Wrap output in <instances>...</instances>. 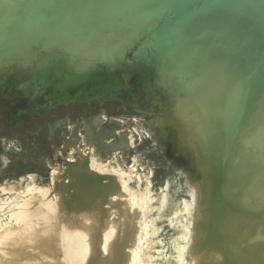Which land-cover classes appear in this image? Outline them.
Masks as SVG:
<instances>
[{
  "label": "rangeland",
  "instance_id": "rangeland-1",
  "mask_svg": "<svg viewBox=\"0 0 264 264\" xmlns=\"http://www.w3.org/2000/svg\"><path fill=\"white\" fill-rule=\"evenodd\" d=\"M56 1L54 5L50 0L36 2L33 9L38 15L36 23L24 25L12 37L15 47L12 48L16 51L12 49L14 52L0 58V264H9L11 258L22 257L23 261L35 258L39 248L34 245L43 239L62 241L65 233L55 220L56 209L65 215H84L83 212H97L100 204L104 208L114 207L104 215L98 232L96 247L102 257L118 241L115 244L129 257L125 264H240L243 260V264L250 263L251 258L247 257V262L245 256L234 262L228 260L227 251L219 248L221 244L201 237L215 206L206 204L201 188L205 160L202 156L205 158L210 150L208 138L197 132L196 117L201 120L207 109L198 116L194 113L192 95L184 90V85L196 54L182 55L181 51L194 44L188 33L192 35L195 31L207 39H201L202 42L214 43L213 48L221 44L231 50L261 49L264 0ZM12 19L8 18L7 24ZM199 22L203 26L198 24L197 29ZM141 33L145 37L137 51L134 53L137 45L134 42L121 58L123 47ZM186 38L189 39L184 42ZM71 44L75 46L71 48ZM196 44L202 43L194 44L198 48L200 45ZM167 54L172 55L170 63ZM134 65L144 69L136 70ZM79 74L80 79L76 78ZM263 96L250 111L239 145L245 157L257 156L258 162L264 160V149L256 142L262 138L261 133L264 136ZM52 123H56L54 133ZM78 161L85 162L90 176L95 174L106 190L104 197L82 195L76 189L71 174ZM110 180L119 184L120 189L108 186ZM122 201L132 212L127 217L129 227L123 224L125 217L117 209ZM259 213L260 230L254 232L253 221H248L241 236L247 240V244L244 242L247 247L252 240L255 242L254 249L252 244L246 247L248 252H252L250 248L254 250L252 253L256 251L251 261L264 264V211ZM81 219L87 224L88 220ZM52 223L55 229L60 228L56 230L58 233L50 230ZM106 228L114 232L109 229V233ZM107 233L113 238L109 239ZM20 234L23 235L20 242L7 241V237ZM86 234L79 231L77 236ZM16 247L23 251H15ZM207 251H215L217 255L209 257Z\"/></svg>",
  "mask_w": 264,
  "mask_h": 264
},
{
  "label": "bare ground",
  "instance_id": "bare-ground-1",
  "mask_svg": "<svg viewBox=\"0 0 264 264\" xmlns=\"http://www.w3.org/2000/svg\"><path fill=\"white\" fill-rule=\"evenodd\" d=\"M37 1L38 0H25L22 3V0H0V58L3 55L7 56L10 54V52L12 53V52L16 51V49L14 50L12 48V47H14L12 37L17 35L20 32V30L23 28L24 25L31 26V25L36 23V18L38 17V15H37V11H35L33 9H34V5L36 4ZM64 1H67V0H64ZM56 2H57L56 0H50L51 5H54ZM71 3L73 4V2H71ZM79 4H80V2H79ZM161 4H162V2H161ZM103 5L105 6L106 4H103ZM131 5H133V4H131ZM131 5H129V6H131ZM224 5H226V4H224ZM98 6H99L98 8H100V5H98ZM118 6L119 5H117V7ZM226 6H228V5H226ZM249 7L251 8V6H249ZM94 8L93 9L91 8V9L95 10ZM92 10H91V12H89V14L92 13ZM68 11H69V9L67 10V12ZM148 11H150V10H148ZM62 12L66 13V11H62ZM121 12H122V9H121ZM73 13H71V15H73ZM94 13H95V11H94ZM60 15L61 16L58 18L59 20L63 16V14L61 13ZM71 15H69V16H71ZM144 16H142L141 18H143ZM228 16H230V15H228ZM12 17L14 20L16 19L17 22L14 23V20L12 19L13 22L10 21L11 23L9 22L10 24H7V21H8L7 19L12 18ZM153 17H154V15H153ZM205 18L206 17H204V20L207 21L208 19L207 18L205 19ZM214 18H215V16H214ZM214 18H213V21H214ZM202 19H203V17H202ZM59 20H57V21H59ZM140 21H143V20L141 19ZM60 22L61 21H59V23ZM200 22L197 23L196 26L198 24H200ZM202 22H203V20H202ZM83 23L86 24L85 22H83ZM236 23H238V22H236ZM200 25H202V24H200ZM208 25H209V23H208ZM194 26H195V23H194ZM198 26H197V29H198ZM239 26L245 27L244 24H243V26L242 25H239ZM256 26H258V25H256ZM204 27H206V26H204ZM189 32H191V31H189ZM262 32H264V30ZM201 34H202V36H200L199 31H195L194 33H192V35H189V33H188V36H191L192 41H194L193 42L194 44L198 43V42L202 43V44H196V45H200V46L199 47L197 46L198 48H195L194 44L191 43L189 46H185L181 51L182 55H187L191 52H194L193 53L194 55L196 54L194 56L196 62L193 65L194 67L192 68V70L190 72V77H189L187 83L184 85L186 88V89L184 88V90H187L186 92H189L192 95V96L190 95L192 97V99L190 96L189 97L192 101V107L195 111L194 113L197 115L199 112L202 113L201 111H204L207 109V112L204 111L205 114L204 113L202 114L203 119H204V115H206L207 119L205 118L203 120L201 117V120H200L199 117H196L197 132H198L200 137L208 138V140H207L208 145L207 146L209 147V150H210L208 152L210 154L207 153V155H205V158H204V156H202L203 160L205 159L204 160L205 162L203 161V163H202L204 176H203L201 188H202V192L204 194L203 198H204V201L206 202V204H208V205L214 204L215 206H214V209L212 212L210 224L206 228H204V226H203L202 230H204V231L201 230V232H202L201 235H203V232H204L205 234H207V238H204L205 234L201 237H203V240L206 239V241H208L211 238L210 239L211 242L213 241V243H216V241H217L218 242L217 245L221 244L219 246V248H224V251L225 252L227 251L226 253L224 251L222 252V249H219L218 246L216 244L215 245L219 250H221L222 254L223 253H225V255L228 254L227 255L228 260H231L234 262L235 260L236 261L240 260V259L242 260L245 257L246 258L248 257L249 259L251 258L250 263L248 262V258L245 259V261H247L248 264H252L251 262H254L253 264H255L254 260L251 261L255 257L254 255H255L256 251L254 253H252L254 250L251 249V248L254 249L255 242H254V240H252L250 243V240H249L248 243L252 244V247L250 246V244L247 247L246 246L247 240L246 239L244 240V237L241 236V230L244 228V225L246 223L249 224L248 221L249 222L253 221V223L251 224V227H252V229H254V232H256V230L258 228L259 229L257 231L260 230L261 221L258 220V217L260 214L259 212L264 211V160H262L263 162H258L257 161L258 159L256 160V157H257L256 155H255L256 156L255 158L252 157L253 155L245 157V155H244L242 149H240L239 145H240L242 138H244V136H245L244 135V129L245 128L247 129V127H245V126L247 124L250 111H251L253 105L255 103H257L258 99H260V96L262 97V95L264 94V43L261 46V49L259 47H254L253 48L254 50L252 52L245 50L246 48L245 49L233 48L231 50L230 48H225L221 44H219V46L221 45L222 48L221 47L218 48L219 46L217 44H216L217 47L213 48L211 46H213L214 43H210L212 45H208L209 43L207 44L206 42L201 41V39H202L201 37H203V33H201ZM252 34H254V33L252 32ZM19 35H21V34H19ZM225 36H227V34ZM20 38H22V37H20ZM189 38H186L184 42H186V40H188ZM223 39H224V37H223ZM197 40H198V42H195ZM202 40L206 41L207 39H202ZM211 40H214V39L211 38ZM210 41H208V42H210ZM184 42L182 44H185ZM212 42H214V41H212ZM244 42H247V41H244ZM182 44L180 46H182ZM236 44L237 43H235V45ZM241 45H242V43L239 45V47ZM248 45H250V44H248ZM29 47H30V45H29ZM98 47L99 46L97 45V48ZM26 48H27V46H26ZM97 48H96V46H94L93 50L96 51ZM99 51H101V49ZM178 51H180V50H178ZM171 54H173L172 60L174 61V52H172ZM175 54H176L175 56H177V54H179V53L175 52ZM169 56L170 55H168V57ZM168 57H167V59H168ZM170 57L168 59L169 63H170ZM177 57H176V59H177ZM3 59H5V57H3ZM161 59H163V57H161ZM190 59H191V57H189V60ZM192 59H193V56H192ZM163 62L164 61H162V63ZM175 64H176V62H175ZM162 65L160 66V64H159V66H160L159 68H162ZM189 66H191V64ZM188 69H190V67ZM182 71L184 73H186L184 71V69ZM259 106H260V104H259ZM262 107H260V108H262ZM259 113H260V111H259ZM261 113L264 116V111L262 112V110H261ZM262 115H261V117H262ZM199 116H201V115L199 114ZM259 118H260V116H259ZM202 120L203 121L206 120V123L202 122ZM253 121H251V122H253ZM55 124L56 123H52V125H51L52 133H54ZM253 124H254V122H253ZM262 132H264V122H263V131ZM247 133H248V131H247ZM251 133H253V132H251ZM258 133H259V131H258ZM261 134H260V137H262V138L256 140V142H258V145L264 149V136H261ZM251 136H252V134H251ZM97 138H99L98 140H100V137H97ZM205 144H206V142H205ZM243 145H244V142H243ZM259 146L256 148V145H255V148L258 149ZM202 147H205V145H203ZM245 147H248V146H245ZM255 148H252V149L255 150ZM0 151H1V149H0ZM244 152H246V151H244ZM259 152H262V151H259ZM202 158H201V160H202ZM259 158L261 160V157H259ZM84 161H82V162L78 161L73 174H71V175H73V183L75 184L76 189L79 190L82 195L94 194L98 197H100V196L104 197L105 191H106L105 188L99 184L98 179L96 177H94L95 174H94V176H90L86 172ZM118 185L116 184L115 181H111L108 186H110L112 189L113 188L114 189H118V188L120 189V187H118ZM107 191H109V190H107ZM80 197H82V196H80ZM88 197H90V196H88ZM88 197H86V198H88ZM87 201H89V200H87ZM97 201H98V199H97ZM99 202H100V200H99ZM115 202H117V201H115ZM73 203H71V204H73ZM87 203H89V202H87ZM84 204H83V207L85 206ZM110 204H113V203L111 202ZM95 206H96V204H95ZM90 208H91V206H90ZM98 208H97L98 210L96 209L97 212H93L92 214H88V213L83 212L84 215H82L80 213L82 216H79L80 214L79 215L61 214L55 208L56 209L55 211L57 212L58 217L56 219L55 218L54 219L57 220V223L59 225V226L58 225L57 226L60 227L65 233V235L62 236L63 240L57 241V238H56V240L54 239L55 241L52 239L49 241L46 238V239H43V241H41L39 244L36 243V245H34V243H33L34 246H37L39 248V249H37V255L35 258L31 257L32 259H26L25 261H23L21 254H20L21 259L20 258H18V259L17 258H11L10 259L11 261L9 264H58V263H61V261L63 263L65 261H67L65 264H67V263L68 264L69 263H71V264H78L79 263L80 264L82 261L84 262L83 264H125L126 261H128L129 257H127V253H125L123 250H121V247H119V246H117V244H115L118 242L117 241L119 239L118 236H117L118 239L116 240L117 242L112 244L113 246L111 247V250L109 252H106L107 253L106 256L104 255V257H102L99 254V252H101V251H98L99 248L97 249V247H96V244L98 243V239H99L98 238V232L100 229H102V226H103L102 224L104 223L103 222L104 215L110 213L109 211L114 207L112 205H109L108 207L104 208V206L101 207V204H100L98 206ZM117 209H119L118 211L120 213H122L125 217L122 221L123 224L128 226L129 225V219L127 217H128V215L130 217V215H131L130 213H132V212L126 207L124 202L121 205L117 206ZM84 210H86V209H84ZM90 210L91 209H88V212ZM50 211H52V209ZM114 213H115V211H114ZM47 217H50V214ZM80 217L82 219H85L86 222L88 220L87 224L80 222L79 221L81 219ZM110 217L109 216L107 217L108 220L112 219L113 216L110 215ZM118 218H119V216L117 217V219ZM82 219H81V221H82ZM115 223H116V221H115ZM44 224H46V223H44ZM52 224H54V226ZM52 224H51L50 230L53 229L56 231V230L60 229V228L57 229L58 227L55 229V226H56L55 223H52ZM48 225H46V226H48ZM109 225L108 226L110 228L113 227V226L111 227V224H109ZM120 225H122V224H120ZM120 225H119V227H120ZM119 227H118V229H119ZM110 228H108V229L106 228L108 230V232H109ZM36 229H37V227H36ZM249 229H251V228L249 227ZM110 230L113 231L112 229H110ZM79 231H85L87 233L86 236H84V237L77 236ZM254 232L252 230V233H254ZM109 233H107L108 238L113 236V235L110 236ZM118 234H120V232ZM22 236L23 235H21V234L20 235H14L13 237H11V239H9L10 237H7L8 238L7 241L12 242V243L20 242L22 240ZM29 236H31V235H29ZM107 236H105V237H107ZM58 238H59L58 240H60L61 233H60V236ZM111 238H113V237H111ZM111 238H109V239H111ZM29 239L30 238H28V240ZM219 240H220V242H219ZM39 241L40 240L37 239V242H39ZM107 241H106V243H107ZM209 244H212V243H209ZM34 246H33V248H34ZM246 247L247 248L251 247L250 251H252V252H248L247 250H249V249L246 250ZM33 248L32 249L29 248V250L31 249L33 251ZM217 248H216V250H218ZM12 249L13 248H11V250ZM15 249H17V250H15ZM19 249H22V251H23V248H17V247L14 248L15 251H19ZM105 249L107 251L106 247H105ZM22 251H21V253H24ZM210 251H207V255L209 257H214V254L216 252L214 251L215 252L214 253L212 251V253H211ZM35 253L33 254V256H35ZM246 253H247V255L249 254V256H246ZM215 255H217V254H215ZM250 255H251V257H250ZM227 256H225V257L227 258ZM1 260H2V258L0 257V261ZM75 260H77V261L79 260V262L77 263ZM95 261H96V263H95ZM73 262H75V263H73ZM241 263L242 264L245 263L244 260L241 261ZM1 264H3V263H1ZM130 264H132V263H130Z\"/></svg>",
  "mask_w": 264,
  "mask_h": 264
},
{
  "label": "water",
  "instance_id": "water-1",
  "mask_svg": "<svg viewBox=\"0 0 264 264\" xmlns=\"http://www.w3.org/2000/svg\"><path fill=\"white\" fill-rule=\"evenodd\" d=\"M145 37V33H141V34H139L138 35V37L137 38H135V39H132V40H130L124 47H123V49H122V56H121V58L123 57V55H124V52H125V50L129 47V46H131L132 44H134V42H137V45H136V48H135V50H134V53L137 51V46H138V44L140 43V41L143 39ZM73 46H75L74 44H71V48H73ZM53 52H54V50H53ZM134 53H133V57H132V61L134 60ZM60 54H63V53H61L60 52ZM65 56H70V55H65ZM134 67H135V69L136 70H139V69H144V68H140V67H137V66H135L134 65ZM145 69H152L151 67H147V68H145ZM153 70V69H152ZM73 72V71H72ZM74 73H75V71H74ZM73 73V74H74ZM79 76H80V74L79 75H77L76 76V78H79ZM80 79V78H79ZM77 82V81H76ZM75 82V83H76ZM77 84V83H76Z\"/></svg>",
  "mask_w": 264,
  "mask_h": 264
}]
</instances>
